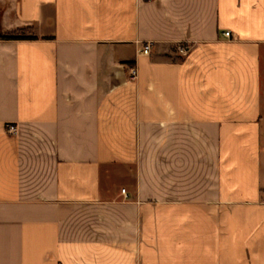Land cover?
<instances>
[{"label": "crops", "instance_id": "0c3cea01", "mask_svg": "<svg viewBox=\"0 0 264 264\" xmlns=\"http://www.w3.org/2000/svg\"><path fill=\"white\" fill-rule=\"evenodd\" d=\"M19 33L0 264H264V0H0Z\"/></svg>", "mask_w": 264, "mask_h": 264}, {"label": "built area", "instance_id": "2783aa9c", "mask_svg": "<svg viewBox=\"0 0 264 264\" xmlns=\"http://www.w3.org/2000/svg\"><path fill=\"white\" fill-rule=\"evenodd\" d=\"M224 35L226 37L230 38L231 37V32L227 31V32L224 33ZM151 49H152V46H151V44L148 43V44L143 46L142 53L143 54H149L151 52ZM129 69H130V78H131V80H133V81L136 80L138 78V75H139L138 67L136 65H131V66H129ZM8 127H9V130L11 132H16V127L15 126L10 125ZM123 192H126V190L123 189Z\"/></svg>", "mask_w": 264, "mask_h": 264}, {"label": "trees", "instance_id": "16d2710c", "mask_svg": "<svg viewBox=\"0 0 264 264\" xmlns=\"http://www.w3.org/2000/svg\"><path fill=\"white\" fill-rule=\"evenodd\" d=\"M1 39H35L36 36H29L24 33L10 34V35H0Z\"/></svg>", "mask_w": 264, "mask_h": 264}]
</instances>
